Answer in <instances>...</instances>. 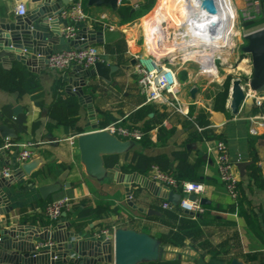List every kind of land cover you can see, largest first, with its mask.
<instances>
[{
    "label": "crops",
    "instance_id": "0c3cea01",
    "mask_svg": "<svg viewBox=\"0 0 264 264\" xmlns=\"http://www.w3.org/2000/svg\"><path fill=\"white\" fill-rule=\"evenodd\" d=\"M122 1L118 0V8L113 11L108 6H88V0H81L83 11L89 20L80 26L79 33L84 29L104 31L105 28L113 27L114 30L122 34L120 40L111 44L94 45L99 48L104 65L118 67L112 73L109 82L101 80L96 75L81 80L74 71L75 67H71L64 72H52L46 67V64L38 62L31 67V70L18 62H12L6 69L0 65V69L6 71L12 68L21 69L31 78L34 85L40 88L34 94H25L21 97L17 93H9L0 89V126L5 125L2 121L1 109L9 106L13 116L22 114L26 116L28 129L21 134L14 131L17 135L16 139H2L0 137V145L6 140H10L18 145L16 149L21 150L25 145L24 149L32 151L34 158L41 157L45 160V164L40 166L36 176L21 179L11 186L5 185L2 188V192L8 200L10 213L7 216L0 215V231L9 227H24L26 225L40 229L47 227L51 230L57 223H60L69 225L66 230L77 234L79 240L83 241H95V236L103 228L131 229L139 233H146L156 239L162 238V235H167L170 231V228L160 220L162 218L161 211H165L162 204L167 202L166 200L153 196L148 190L143 189L136 183H131L128 187L131 203L145 211L150 209L155 211L151 215L139 213L128 206L125 188L122 184L114 181L113 175H110L102 183H98L85 175L80 163L75 137L87 131L86 127L89 123L87 110L79 104L77 97H75L78 103L79 120L74 128H68L64 124H56L48 116V106L52 102L54 81L62 80L64 82V94L72 96V90H70V94L66 93L65 87L68 80L73 79L86 84L83 93L92 98L96 121L95 130L102 129L100 127L102 124L105 128L116 121L141 130L147 127L151 128L147 133V139L152 145L146 148H141L138 145L136 151L146 156L167 157L171 163V170L167 173L173 177L176 173L175 167L177 164L173 157L174 152L185 151L188 153L190 162H193L195 158L201 160L199 175L196 179L188 182L202 184L205 188L202 199L208 201V204L204 205L206 211L200 215V221L197 223L199 231L185 237L180 246L177 247L166 245L159 240L165 245V259L157 262L230 264L232 260H236L241 264H258L264 261V239L255 236L247 217L256 220L258 227L264 233V191L254 186L249 191L247 188V170L249 166L245 168L243 177H240L236 167V164L240 162H252V164L257 165L264 176V144H251L250 137L252 135L249 134L248 123L250 117L261 115L260 113L254 114V111L258 110L259 107L256 104L254 106L245 104L241 107L239 114L232 117L227 107V97L226 112L213 111L212 99L222 83L216 82L212 85L208 82L203 83L205 79L217 78L216 64L212 63L210 59L203 60V69H200L195 63H189L186 69L177 71L176 99L181 113L162 102H147L137 84L136 57L145 55L147 51L144 41L143 43L140 41L142 37L141 32H139L140 21H142L145 37L148 22L153 20V16L157 12L159 14L154 18L155 23L162 20L166 26L169 22L172 24L177 17L174 19L175 11L179 8L176 6L179 0H157L159 6L157 4L156 6L153 5L154 0H126L131 7V14L135 12L142 13L127 23H123L118 15V9ZM51 2L58 3L60 7H63L60 0H51ZM19 3L25 6V15L39 6V2H32L31 0H0V23H13L19 18L15 13V8ZM68 3H70V0H68ZM226 4H230L231 10L240 17V12L245 6L244 0H226ZM47 8H52L49 2ZM163 11H165L164 14ZM50 20L46 23H50ZM92 21H96V23H92ZM38 23H41V21L33 23V28L36 29ZM157 24L153 26L156 29L147 34L149 44L153 50H155L154 46L163 47L156 43L153 44L150 41L151 36H155L156 39H165L166 34H163L160 28L156 27ZM49 26L41 29L45 37H52L50 29H57L59 33L60 24L58 20L55 25L51 24ZM169 27L167 26V29ZM263 27L264 25L253 31ZM147 37L146 44L148 46ZM66 49L72 48L54 45L52 53ZM239 57L240 54H238ZM240 61H242L241 65L249 77L248 57L245 56L238 60V65ZM205 64L210 71L204 68ZM213 71H215V75L211 73ZM250 95L251 93H249ZM169 99L171 98L169 97ZM15 107H19L20 110L17 115L13 114ZM163 114V118L159 119V116ZM36 122L39 123L38 128L33 130L32 125ZM160 128L173 129V134L160 142L157 140ZM262 131L263 129L259 130L257 135H260ZM218 142H223L227 147L228 156L233 163L234 174L238 178L240 193L242 191L240 195L241 202L237 203L231 200L219 178L215 153V146ZM28 144L30 145L27 146ZM187 145H190L189 149ZM16 149H13L12 153L5 154L4 162L6 165L17 169ZM127 164L128 161L120 156L116 165H118L121 174H132L126 171ZM50 167L53 170L45 175ZM152 168L145 174H137L151 181L149 174ZM57 181L70 184V188H64L43 201L39 196L38 188ZM62 197L71 199L74 205H77L83 199H88L93 207L116 208L119 213H109L103 218H96L79 231L72 226V223L76 220L73 209L70 212L62 213L56 222L50 223L41 213L40 202H46L47 204ZM182 197L181 195V199ZM184 215L186 214L184 213ZM45 222L46 224H44ZM215 229H217L216 232H214ZM63 236L64 234L61 235V237ZM109 241L111 243L112 239H105L101 244ZM33 243L37 244L38 240L34 239ZM211 251L218 253V256L213 257L210 254ZM69 257L76 258V255L70 253ZM96 264H112V261Z\"/></svg>",
    "mask_w": 264,
    "mask_h": 264
},
{
    "label": "water",
    "instance_id": "95a60500",
    "mask_svg": "<svg viewBox=\"0 0 264 264\" xmlns=\"http://www.w3.org/2000/svg\"><path fill=\"white\" fill-rule=\"evenodd\" d=\"M39 2V6L24 15L17 18L13 23H0V65L8 68L12 62H18L31 70L34 64L44 63L47 66V59L52 54L54 45L69 46L73 49H84L94 45H108L122 38V34L117 31H96L84 29L76 39L65 41L60 36L57 29H50L52 37H45L43 28L55 25L57 15L62 7L51 0H31ZM62 5L68 4V0H60ZM72 1V0H70ZM52 8H47V3ZM206 1H201V6L206 5ZM88 6H108L113 11L118 8V0H88ZM208 11V10H205ZM211 12V11H210ZM51 19L49 22L48 20ZM37 28H33V23L37 21ZM47 20V21H46ZM232 31L236 33L235 27ZM234 36H237L236 34ZM233 36V37H234ZM243 45L239 49L240 57L247 56L250 63L249 77L243 86L241 79L235 78L230 81L228 89L227 107L232 117H236L243 105L254 106L257 100H264V27L255 31L243 34L241 36ZM209 40L205 38L204 41ZM232 41V38H231ZM231 51L232 49L229 48ZM237 60V61H238ZM162 61V60H161ZM210 61L217 65H226L224 59L218 52H213ZM237 61L230 65L233 69ZM118 67L106 66L103 63H96L93 68L84 70L75 67L74 71L77 77L85 80L88 77L97 76L105 82H109L112 73ZM85 83L81 81L68 80L65 87L66 93L72 90V96L77 97L79 104L87 110L89 123L87 131L75 137L77 148L80 156V163L84 169L85 175L98 182L106 181L110 175L116 183L122 184L125 188L126 203L133 210L147 215L154 214L155 211H145L137 208L130 201L129 184L136 183L143 189L148 190L153 196L166 200L173 206H178L181 195L170 190L166 186H160L146 179L137 173L124 175L119 172L118 165L111 168L105 166V158L111 156H121L137 150V142L126 140L122 141L116 136L104 130H95L96 121L93 110L92 98L83 93ZM249 93L251 95L249 96ZM70 94V93H69ZM20 112L19 107L13 109V114ZM0 137L2 139H16L17 135L14 130L6 125L0 126ZM190 148V145H187ZM45 160L36 157L28 162L22 163L17 172L9 179L0 180V215L7 216L10 213L8 200L2 192V188L11 186L21 179L33 177L39 170ZM252 162H240L236 164L240 177L244 176V170ZM64 188H70V184L57 181L50 185H44L38 188V193L43 201L50 198L51 195L59 192ZM183 198H186L184 195ZM190 201L195 197L188 196ZM201 205L208 204L205 199L200 200ZM3 207V208H2ZM2 208V209H1ZM186 215L192 216L191 213L185 212ZM69 225L56 224L52 229L45 227L43 229L35 228L30 225L24 227H9L0 231V264H142L157 262L165 259L163 245L158 239L146 234L139 233L131 229L116 228L112 238V244L109 242L101 244L100 241H83L79 240L77 234L69 232L66 229ZM64 234L63 237L61 235ZM34 239L38 241H52L53 245L49 249L37 251L35 249ZM72 253L76 258L69 257ZM230 264H241L232 260Z\"/></svg>",
    "mask_w": 264,
    "mask_h": 264
},
{
    "label": "built area",
    "instance_id": "2783aa9c",
    "mask_svg": "<svg viewBox=\"0 0 264 264\" xmlns=\"http://www.w3.org/2000/svg\"><path fill=\"white\" fill-rule=\"evenodd\" d=\"M244 3L245 6L241 10L239 17L242 22L254 19L256 16L260 15L261 5L258 0H244ZM15 13L19 17H23L26 14L25 6L19 3L15 8ZM235 14L237 16V13ZM207 17H209V14H205V16L201 18L206 19ZM57 20L60 24V36L63 37L65 41H72L78 36L80 26L87 22L89 18L83 11L81 0H72L60 9ZM188 21L190 22V18L187 22ZM233 21L235 23V20ZM92 23H96V21H92ZM149 23L150 21L148 25ZM157 23L154 24H157V28L167 29L165 22L162 20ZM233 27L232 25V29ZM154 29L156 28H152V30ZM105 30L114 31L113 27L105 28ZM229 36L233 38L232 35L229 34ZM212 37L213 36L208 37L209 40L207 41L210 42ZM144 38V45L147 50L146 54L136 57L138 87L145 96L147 102H162L181 113L176 99L178 87L177 71L186 69L189 63H195L200 69H203V59L201 58L202 55L208 53V49L203 48L207 41H202L194 46H185V48L187 47L186 49H172L171 51L160 53L159 51L149 49L146 44L145 35ZM96 63H103L99 48L97 46H89L84 49L72 48L52 53L47 59L46 67L52 72H64L71 67H80L84 70H88L93 68ZM169 97L171 99H169ZM256 106H261V100L256 101ZM248 123L249 134L256 136L259 130L264 129V116H252L248 119ZM100 130L107 131L122 141L131 140L140 142L144 137V133L141 129L123 125L120 121L110 123ZM29 145L30 144L27 146ZM17 147L18 145L10 140H6L0 145V180L11 178L22 163L28 162L34 158V153H32V151L24 149V147H26L25 145L21 150L16 149ZM13 149H16L15 158L17 169L6 165L4 162L5 154L12 153ZM215 153L219 178L223 182L228 196L232 201L237 202L239 183L237 176L234 174L233 163L228 156L226 145L223 142H218L215 146ZM149 179L160 186H166L170 190L182 196H186V198L182 197L178 205L181 213H191L192 217L205 213L206 209L200 203L205 192V188L202 184L178 182L172 175L162 171L158 167L152 168ZM192 195L195 197V200L190 201L187 197ZM73 206L74 203L71 199L62 197L48 202L43 209H41V213L50 223H54L59 219L62 213L70 212ZM173 207L174 206L168 202L162 204V208L165 210H171ZM114 231L115 228H103L97 233L95 239L103 242L105 239L112 238ZM52 245L53 243L50 240L38 241V243L35 244V249L37 251L49 249Z\"/></svg>",
    "mask_w": 264,
    "mask_h": 264
},
{
    "label": "trees",
    "instance_id": "16d2710c",
    "mask_svg": "<svg viewBox=\"0 0 264 264\" xmlns=\"http://www.w3.org/2000/svg\"><path fill=\"white\" fill-rule=\"evenodd\" d=\"M261 5V19L264 21V0H258ZM142 13H132L131 7L129 6L126 0H123L120 8L118 9V15L120 16L123 23L129 22L132 18L140 16ZM243 55L241 57L244 58ZM246 76H242V83L247 81ZM230 80L227 78L223 84L218 87L216 90L214 97L212 99V110L216 112L225 113V103L228 97V89H229ZM0 89L9 92V93H17L19 97L25 94H34L40 90L37 85H34V82L28 77L21 69L12 68L8 71L0 69ZM64 82L58 79L54 81L52 87V102L48 106V116L54 121L56 124H64L68 128H74L79 120L78 117V103L75 97L67 96L64 94ZM264 115V100L261 103V106L258 110L254 111V114ZM164 116L160 115L159 119H162ZM1 117L2 121L5 125L12 128L17 134L25 133L27 129V120L25 115H17L13 116L11 107L5 106L1 109ZM39 123L36 122L32 125V129L35 130L38 128ZM101 128H104V124L100 125ZM151 130V128H144L142 131L144 133V137L140 142H137L141 148H146L152 143L147 139V133ZM159 134L157 140L163 142L165 139L169 138L173 134V129L165 130L160 128L158 130ZM251 144L259 143L264 144V129L260 135L251 136L250 137ZM124 159L128 161L126 171L130 173H139L145 174L153 166L159 167L162 171L167 172L171 170L170 161L165 156H146L145 154L137 151H133L126 155H121ZM120 156H111L105 158V166L107 168H111L117 164ZM174 160L177 162L174 174V178L178 182H190L199 175L201 160L199 158H195L193 162H190L188 153L185 151L182 152H174L173 153ZM53 170L52 167L47 169L45 175L49 174ZM37 173L34 175L36 176ZM247 178H248V190H252V186L255 188L261 189L264 191V176L262 175L260 169L257 165L252 164L249 166L247 170ZM239 190V184H238ZM242 193V191H241ZM241 193L239 190L237 203L241 202ZM243 199V197H242ZM46 205V202H40V207ZM73 211L76 217L72 226L76 230H82L88 224H90L96 218H103L105 215L109 213L118 214L119 211L116 208L110 207H93L88 199L81 200L77 205L73 206ZM162 218L160 219L162 223L170 228L168 234L163 238H158L162 243L169 246H180L182 240L185 237H189L191 234L198 232V224L200 221V215H196L195 217L184 215L181 213L179 207L175 206L171 210H163L161 211ZM248 217V223L250 225L251 230L255 234L256 237L264 239V233L260 230L257 225L256 220ZM48 222V221H47ZM177 223V224H176ZM46 224V222L44 223ZM176 224V225H175ZM213 257L218 256V253L215 251H211L210 253ZM148 264H172L165 262H152ZM264 264V261L258 263Z\"/></svg>",
    "mask_w": 264,
    "mask_h": 264
},
{
    "label": "bare ground",
    "instance_id": "6f19581e",
    "mask_svg": "<svg viewBox=\"0 0 264 264\" xmlns=\"http://www.w3.org/2000/svg\"><path fill=\"white\" fill-rule=\"evenodd\" d=\"M201 1L202 0L178 1L179 3L176 6H178L179 8L178 10L175 9V16L173 15L174 19L177 16L176 20L173 21L172 24L168 20V24L170 25L167 24V26H170L169 29L160 28V31H162L163 34L166 33L165 39H156L155 36L150 35V41L153 44H159L164 48L163 49L154 46L155 50H159L164 53L165 51H171L172 49H186L187 47L185 48V46L197 45L200 42L204 41L205 38L213 36L211 38L212 40H210V42L207 41L205 47H203L208 49V53L202 55L201 58L203 60H209L213 52H220L224 47L230 45L232 37H230L229 34L232 36L235 35V33L229 28V26H231L232 28L235 16L234 11H232L229 6L230 4L227 5L226 0H203L207 3L206 5L201 6ZM205 14H209V17H207L206 19L201 18L202 16H205ZM189 18L190 22H187ZM154 24L155 22L153 18V20L150 21L148 25L149 31L147 32V34L152 31ZM167 31L169 32V34H167ZM224 44H226V46H224ZM204 68L206 70L209 69L206 64ZM211 73L215 75V71Z\"/></svg>",
    "mask_w": 264,
    "mask_h": 264
},
{
    "label": "rangeland",
    "instance_id": "374dc122",
    "mask_svg": "<svg viewBox=\"0 0 264 264\" xmlns=\"http://www.w3.org/2000/svg\"><path fill=\"white\" fill-rule=\"evenodd\" d=\"M229 2V1H228ZM169 3V2H168ZM155 4V5H154ZM159 6V4L157 3V0H154V3L153 5L154 6ZM152 5V6H153ZM169 7V4L167 6V9ZM166 9V11H167ZM160 10V9H159ZM165 11H163V14H164ZM235 13V12H234ZM157 14H159L157 12ZM155 14V16L157 15ZM155 16H153V18H155ZM261 14L259 16H256L254 19H251V20H247L245 22H242L239 20V16H234V20H235V23L233 21V26L235 27L236 29V35L237 36H234L232 38V41L230 43V45H228L227 47H224L219 53V55L224 59V62L226 63V65H217L216 64V71H217V78L214 79V78H210V79H205L203 80L204 82L203 83H211V85L213 83H216V82H220L223 84V82L229 78V80H233L235 78H239V79H242V76H246L248 77V75L246 74L244 68L242 67L241 63L242 61H240L239 65L237 64L235 68H231L230 65H233L237 58H238V54H239V49L240 47L243 45V41L241 39V36L243 34H246V33H249L251 31H253L254 29L264 25V21L261 19ZM230 30L232 31V28L231 26H229ZM228 29V27H227ZM242 30V31H241ZM149 31V29L146 31V37H147V32ZM139 32H141V42L143 43L144 41V44H145V38H144V34H143V25H142V21H140V26H139ZM244 32V33H243ZM147 41H148V47L150 48V44H149V39L147 37ZM224 46H226V44H224ZM229 48H231L232 50L230 51ZM151 49L153 50V48L151 47ZM249 66H250V63H249ZM207 77V76H206ZM214 79V80H213ZM243 81V79H242ZM243 86L246 84V82L242 83ZM216 227H219V226H216ZM217 229H215L214 232H216ZM163 237H165L166 235H162ZM162 237V238H163Z\"/></svg>",
    "mask_w": 264,
    "mask_h": 264
}]
</instances>
